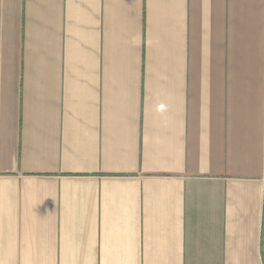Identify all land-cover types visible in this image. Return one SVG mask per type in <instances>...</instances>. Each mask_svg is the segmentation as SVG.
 <instances>
[{
    "label": "crops",
    "instance_id": "0c3cea01",
    "mask_svg": "<svg viewBox=\"0 0 264 264\" xmlns=\"http://www.w3.org/2000/svg\"><path fill=\"white\" fill-rule=\"evenodd\" d=\"M0 264H264V0H0Z\"/></svg>",
    "mask_w": 264,
    "mask_h": 264
}]
</instances>
